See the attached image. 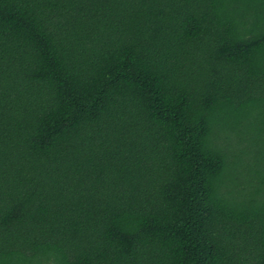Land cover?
Masks as SVG:
<instances>
[{"label": "trees", "instance_id": "1", "mask_svg": "<svg viewBox=\"0 0 264 264\" xmlns=\"http://www.w3.org/2000/svg\"><path fill=\"white\" fill-rule=\"evenodd\" d=\"M0 264H264V0H0Z\"/></svg>", "mask_w": 264, "mask_h": 264}]
</instances>
